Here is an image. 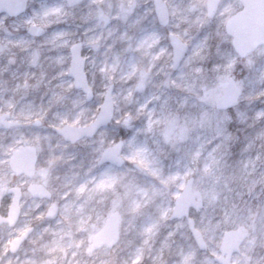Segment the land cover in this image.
Returning <instances> with one entry per match:
<instances>
[{"label":"rangeland","instance_id":"rangeland-1","mask_svg":"<svg viewBox=\"0 0 264 264\" xmlns=\"http://www.w3.org/2000/svg\"><path fill=\"white\" fill-rule=\"evenodd\" d=\"M85 1L69 4L67 0H28L25 10L15 16L0 12V116L6 114L3 122L9 123L0 127V213H6L13 195L6 188L15 186L20 190L17 221L12 225L5 221L0 223V264H4L6 258L11 260L7 264H18L13 260H21L26 254L30 264L40 260V264H222L218 257L224 255L219 246L224 231L230 229L245 232L239 249L230 257V264H262L264 44L244 58L235 51L232 36L225 31V21L241 7L240 1L220 0L215 14L208 16L206 0H183L181 9L175 13L172 12L175 0H164L169 19L161 24L153 0H142L147 22L159 35L164 52L151 71L136 65L121 72L129 78L124 86L118 84L108 64L117 58L122 62L133 59L139 64L138 55H130L136 33L126 29L132 17L142 11L138 7L139 0L131 6L110 0V3L92 7L88 23L96 27L101 39L90 45H86L83 19L80 18ZM54 3L63 13L43 15V8ZM179 11L183 15L181 18ZM55 20L64 25L53 28L44 24V21ZM30 25L39 26L43 31L32 34L28 31ZM107 30L122 35L119 55L103 50ZM59 32L64 34V43L54 46L52 38ZM170 33L188 45L185 56L191 58L190 64L183 61L184 56L180 64L173 67ZM20 36L27 39L26 45L17 42ZM76 42L81 43L84 72L92 90L90 99L81 88L75 87L73 77L68 74L70 47ZM61 56L63 59L59 60ZM61 73L62 85L58 76ZM228 77L234 78L241 93L234 106L218 108L215 98ZM187 79L191 82L188 88L184 85ZM109 85H112L113 105L110 121L91 136L74 142L65 140L57 128L64 124L82 126L91 122ZM135 100L142 102L141 110L135 111ZM25 105H31L33 113L24 114ZM76 105L82 113L74 121ZM57 112H64L65 116L56 119ZM46 133L52 136L54 150L52 156L40 163L44 146L32 141L30 135ZM118 140H122V163H99L102 150ZM142 141L146 142L140 147ZM25 144L36 150L31 176L16 174L9 167L12 151ZM141 149L154 152L152 158L157 161L151 168L158 178L152 177L149 182L160 192L161 203L166 208L157 230L166 231L168 227L176 231L174 235L162 234L164 247L155 251L151 240L139 250L132 238L125 241L127 220L131 230H138L145 218L153 219L157 214L153 205H146L148 199L145 198L139 200V209L131 212V198L125 196L117 184L97 198L91 217L84 220L82 229L76 234L78 237H73L79 244L71 247L67 244L56 251L39 250V243L50 236L42 229L62 217L61 195L67 191L69 181H76L88 165L100 170L110 164L115 172L124 170L133 186L140 185L149 176L150 167L139 161L145 157ZM129 153L137 157L128 160ZM70 156L75 157V163L68 159ZM190 177L193 178L192 189L200 194L201 206L190 207L187 216L171 218L174 199ZM33 183L41 184L48 196L31 194L27 187ZM25 199L31 200L33 208L29 221L21 225V202ZM159 202L160 198L155 201L158 209L161 208ZM53 203L57 207L56 215L47 217V209ZM115 210L116 241L111 246L94 244L91 236ZM190 219L202 235L204 249L196 244L189 227ZM62 224L58 222L65 232L59 236L65 241L71 237L73 226L71 221H62ZM25 232L28 233L18 248L11 251L10 241ZM151 257H155L153 263Z\"/></svg>","mask_w":264,"mask_h":264},{"label":"bare ground","instance_id":"bare-ground-1","mask_svg":"<svg viewBox=\"0 0 264 264\" xmlns=\"http://www.w3.org/2000/svg\"><path fill=\"white\" fill-rule=\"evenodd\" d=\"M121 2H126L128 5H132L135 0H119ZM190 1V0H188ZM183 0H175L174 1V7H173V13L176 12V10L181 9ZM110 3V0H86L84 3H82V6L84 8V11L82 12V16L80 17L83 19V27L82 31L85 33L86 36V45L95 44L98 41H100L101 37L99 36V33L96 31V27L94 25H91L88 23V19L92 16V7H95L97 4H106ZM145 1L139 0L138 7L142 8V11L137 13L134 17H132L129 25L126 27L127 30H132L135 34V39L133 40V51L130 55H138L139 57V64L133 60V59H127L124 62L117 59H113L114 61L110 60L108 64V69L112 71L113 74H115L117 81H119L118 84L121 83L122 86L126 84V82L129 80L128 77L123 76L121 72H125L127 67H133V66H140L142 65L143 68L147 71H151L154 67V62L156 59H159L161 54L164 52V48L161 45L160 37L156 33V31L151 28L149 23L147 22L146 16H145ZM49 13L51 16H54L59 13H63L62 8L59 5L50 4L48 6H45L42 10V13ZM182 13L179 11L178 17H182ZM196 15L194 16V20L196 19ZM44 24L46 26H63L61 25V22L59 20L51 21V22H45ZM101 34V32H100ZM59 39V40H58ZM64 34L62 32H59L57 36L53 37V45L57 46L60 45L63 42ZM105 41V46L103 47V50L105 52H108L112 50L115 54L119 55L122 51H120V48L122 47L123 39L120 32L113 34L109 30H107L104 33L103 37ZM59 41V42H58ZM18 43H23V45H26L28 43L27 39H24L23 37H19L17 39ZM221 56L224 54L221 53ZM63 56L59 57V60H62ZM184 62H187L188 64L191 63V58H189L187 55L183 59ZM62 62V61H61ZM103 65V64H102ZM159 67H161L159 65ZM61 79L60 84H63V77L62 73L58 75ZM123 76V77H122ZM120 78H123L122 80ZM126 80V81H125ZM186 87L188 88L191 85L190 80L187 79V81L184 83ZM121 86V89L123 88ZM248 87V85H246ZM156 89V88H154ZM75 100H73L74 103ZM134 108L137 110L142 109V102H137L136 100L133 102ZM76 112L74 116V121L76 120V117L82 113V110L80 106L76 105ZM24 114L29 115L33 113V108L31 105H25L23 108ZM64 115V112H57L55 113L56 119H61ZM145 114H143V117ZM53 118V119H55ZM32 137V141L36 140L39 145H43L44 149L41 152L40 155V163H44L48 157L53 155L52 149V136L49 133L46 134H36V135H30ZM146 142V141H144ZM144 142L142 141L139 146L142 147ZM148 143V142H147ZM33 144V143H32ZM138 146V147H139ZM143 151L142 158H139V161L144 166H150L153 164H157V161L152 158V153H148V151L141 149ZM133 157H137V154L135 153H129L127 154V159L130 160ZM75 157L70 156L68 159L71 162H74ZM75 163V162H74ZM74 163H71L74 165ZM148 177H146L140 185L133 186L131 179L126 177V173L124 170L120 172H115V168L110 167V164H107L102 169H98L95 165H88L86 170L80 174V176L77 178L76 181H69L67 185H69L67 191L63 193L61 196L63 198V202L60 206L61 208V214L62 217L58 222L62 224V221L69 222L71 221V224L73 226V232L71 234L70 238H67V240H63L62 237L59 236V234H63L65 230L64 227L58 226V222L53 223L52 226H45V228L42 229L43 233L50 234L49 238L42 243H39V250H43L44 252L47 251H56L59 247H63L64 245L69 244L70 247L74 244H79L80 242L74 241L73 237L76 238L78 230L82 229L83 222L87 218L91 217V212L94 210L93 205L97 203V198L100 197V195H104L108 193L111 187L116 186L117 184H120V188L122 189V193L125 196H129L131 198L130 203V211H136L139 209V200L141 198L148 199L147 206L153 205V210H156V214L153 219H144L143 225L138 230H131L130 221L127 220L125 225V241L129 240L130 238L133 239V242H135L137 245H139L138 249L140 250L143 246H145L149 241L152 240L151 246L156 247L155 251L160 250L162 247H164L163 242V236L166 235H174L175 230H172L170 228H166L167 230H157L160 221L163 220L164 213L166 212V208L161 203V200L163 199L160 195V192L154 188V185L149 182V180L153 178H158V175L154 172V170L151 168L149 169ZM102 172V176L99 174ZM115 172V174L113 173ZM130 176V175H128ZM160 198V202L158 203L161 208L158 209L156 206L155 201ZM78 200L76 204H74V201ZM34 203V202H33ZM31 200H24L21 202V205L23 206V212H22V218L21 225H25L29 221V216L31 214ZM96 210V208H95ZM95 218L96 217V211H95ZM63 225V224H62ZM157 236H160V238H157ZM261 243H264V234L261 235ZM156 240V241H155ZM38 241H35L37 243ZM150 246V248H151ZM138 250V251H139ZM15 258L13 260L14 263L18 264H30V258L29 255H25L23 259ZM151 263L154 262L155 257H151ZM11 260L6 258L4 259V264L9 263ZM40 262L36 264H40ZM264 264V260L262 262Z\"/></svg>","mask_w":264,"mask_h":264},{"label":"water","instance_id":"water-1","mask_svg":"<svg viewBox=\"0 0 264 264\" xmlns=\"http://www.w3.org/2000/svg\"><path fill=\"white\" fill-rule=\"evenodd\" d=\"M28 0H0V12H6L8 15H17L26 8ZM69 4H73L76 0H67ZM220 0H206V12L208 16H213L218 8ZM241 8L232 13L225 22V31L232 36V45L240 57H245L259 45L264 44V0H239ZM155 13L158 21L161 24H166L169 19L168 10L164 0H153ZM28 31L32 34H41L43 29L39 26L31 25ZM169 42L172 46V61L173 67H177L186 51L188 45L180 40L175 34H169ZM71 60L68 74L73 77L74 85L81 88L86 98L92 97V90L89 86L86 74L84 72V59L81 56V43L77 42L70 47ZM112 85H109L102 98L99 110L94 119L82 126H74L64 124L57 128V131L64 137L65 140L73 142L83 136H91L101 126L106 125L113 114L112 105ZM241 93L240 87L236 84L233 77H229L227 82L222 86L221 93L215 98V105L218 108H229L237 103ZM6 114L0 116V127L6 126L9 123L3 122ZM12 123V122H11ZM122 140L116 141L113 145L105 147L98 160L99 163L110 162L116 165L122 163L120 155ZM36 152L34 146L21 145L12 151L10 156V168L16 173H24L31 176L34 172V163ZM193 178L186 180L180 194L174 200V209L171 213V218L188 215L190 207L195 209L201 206L200 194L197 190H192ZM27 189L33 195L48 196V191L39 183L29 184ZM8 193H12L11 202L7 208L6 215L0 214V223L6 221L9 224H14L19 214V199L20 190L18 187L12 186L7 188ZM57 207L53 203L49 206L46 212L47 217L56 215ZM117 211L111 212L105 219L104 224L92 235L94 244L105 243L111 246L117 239ZM189 227L192 235L199 248H205V242L199 230H197L193 221L189 220ZM28 232L20 234L18 237L10 241L9 248L15 251ZM245 236V232L240 229H230L223 233L219 250L222 255L218 260L222 264H230V257L234 251L239 249V245Z\"/></svg>","mask_w":264,"mask_h":264},{"label":"flooded vegetation","instance_id":"flooded-vegetation-1","mask_svg":"<svg viewBox=\"0 0 264 264\" xmlns=\"http://www.w3.org/2000/svg\"><path fill=\"white\" fill-rule=\"evenodd\" d=\"M12 154V153H11ZM2 214V213H1ZM2 215H6V213L5 214H2Z\"/></svg>","mask_w":264,"mask_h":264}]
</instances>
